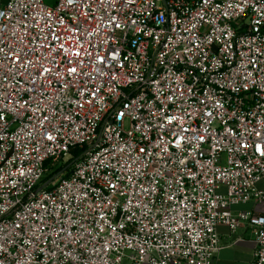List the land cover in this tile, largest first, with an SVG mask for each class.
<instances>
[{"label":"built area","instance_id":"obj_1","mask_svg":"<svg viewBox=\"0 0 264 264\" xmlns=\"http://www.w3.org/2000/svg\"><path fill=\"white\" fill-rule=\"evenodd\" d=\"M3 1L0 264H264V0Z\"/></svg>","mask_w":264,"mask_h":264},{"label":"crops","instance_id":"obj_2","mask_svg":"<svg viewBox=\"0 0 264 264\" xmlns=\"http://www.w3.org/2000/svg\"><path fill=\"white\" fill-rule=\"evenodd\" d=\"M8 0H4L6 4ZM219 193L225 194L221 188ZM253 204H242L232 207L234 213L253 212ZM220 251L214 258L213 264H251L255 252V234L249 225L243 226L236 235L231 234L227 226H218Z\"/></svg>","mask_w":264,"mask_h":264},{"label":"trees","instance_id":"obj_3","mask_svg":"<svg viewBox=\"0 0 264 264\" xmlns=\"http://www.w3.org/2000/svg\"><path fill=\"white\" fill-rule=\"evenodd\" d=\"M76 158H77V156H75L74 157V159H72V161L70 162V163H72V162H74L75 160H76ZM63 169L64 168H59L58 170H56V171H54V172H52V173H48L46 176H45V178L43 179V183H46V182H48L50 179H52L56 174H58V173H60L61 171H63Z\"/></svg>","mask_w":264,"mask_h":264},{"label":"rangeland","instance_id":"obj_4","mask_svg":"<svg viewBox=\"0 0 264 264\" xmlns=\"http://www.w3.org/2000/svg\"><path fill=\"white\" fill-rule=\"evenodd\" d=\"M46 4L50 5V6H53V0H46ZM125 127H126V129H128L129 128V124L126 123Z\"/></svg>","mask_w":264,"mask_h":264},{"label":"snow or ice","instance_id":"obj_5","mask_svg":"<svg viewBox=\"0 0 264 264\" xmlns=\"http://www.w3.org/2000/svg\"><path fill=\"white\" fill-rule=\"evenodd\" d=\"M71 71H73V72H74V71H75V69H71Z\"/></svg>","mask_w":264,"mask_h":264},{"label":"water","instance_id":"obj_6","mask_svg":"<svg viewBox=\"0 0 264 264\" xmlns=\"http://www.w3.org/2000/svg\"><path fill=\"white\" fill-rule=\"evenodd\" d=\"M39 190H40V189H39ZM39 190H38V191H39ZM38 191H37V192H38Z\"/></svg>","mask_w":264,"mask_h":264}]
</instances>
